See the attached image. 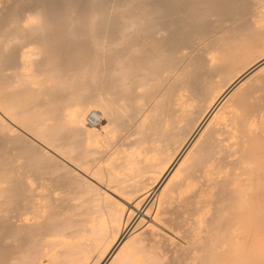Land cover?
<instances>
[{"label": "bare ground", "instance_id": "obj_1", "mask_svg": "<svg viewBox=\"0 0 264 264\" xmlns=\"http://www.w3.org/2000/svg\"><path fill=\"white\" fill-rule=\"evenodd\" d=\"M0 264H264V0H0Z\"/></svg>", "mask_w": 264, "mask_h": 264}, {"label": "rangeland", "instance_id": "obj_2", "mask_svg": "<svg viewBox=\"0 0 264 264\" xmlns=\"http://www.w3.org/2000/svg\"><path fill=\"white\" fill-rule=\"evenodd\" d=\"M44 0H36V5L38 6V5H40L42 2H43ZM262 6V4H256L255 5V8H260ZM51 240H60V239H63V237L62 236H56V237H51L50 238ZM56 246V245H55ZM52 247L51 248V251L48 253V255L43 259L45 262H47V260L49 259L48 257H50V255L52 256L53 254H55L54 252H58L60 249H58L59 247L58 246H56V247ZM54 248V249H53Z\"/></svg>", "mask_w": 264, "mask_h": 264}]
</instances>
